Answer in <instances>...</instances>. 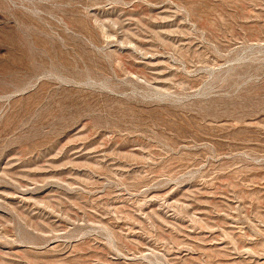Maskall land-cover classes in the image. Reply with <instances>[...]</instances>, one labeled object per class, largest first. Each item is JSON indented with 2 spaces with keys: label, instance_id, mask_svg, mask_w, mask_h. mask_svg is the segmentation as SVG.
Listing matches in <instances>:
<instances>
[{
  "label": "rangeland",
  "instance_id": "374dc122",
  "mask_svg": "<svg viewBox=\"0 0 264 264\" xmlns=\"http://www.w3.org/2000/svg\"><path fill=\"white\" fill-rule=\"evenodd\" d=\"M0 264H264V0H0Z\"/></svg>",
  "mask_w": 264,
  "mask_h": 264
}]
</instances>
